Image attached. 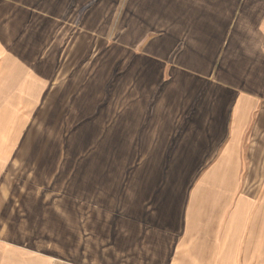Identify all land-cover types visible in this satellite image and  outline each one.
Wrapping results in <instances>:
<instances>
[{
  "label": "crops",
  "instance_id": "crops-1",
  "mask_svg": "<svg viewBox=\"0 0 264 264\" xmlns=\"http://www.w3.org/2000/svg\"><path fill=\"white\" fill-rule=\"evenodd\" d=\"M118 1L0 0V101L12 95L1 97L11 77L19 79L13 90L29 85L31 79L40 84L31 112L33 126L17 146L19 156H32L23 149L36 145L38 125L58 129L67 115L76 122L73 128L83 130L73 140L78 148H87L79 156L83 169L101 171L97 167L100 153H111L114 144V150L120 148L130 135L137 141L136 149H143L144 154L147 150L152 164L163 165L156 168L157 183L162 184L163 171L175 163L167 158L170 147L187 154L183 164L192 159L197 163L199 153L229 140L241 97L259 93L254 84L256 61L248 58L244 48L264 47V14L259 15L264 0H165L160 12L162 4L158 8L153 3L157 0H150L147 10L136 6L132 24L126 23V14L119 20ZM224 13L233 16L223 19ZM253 14L257 24L252 23L250 29L240 27L241 18ZM259 53L263 58L264 51ZM261 65L264 69V62ZM259 116L256 129L263 131L264 114ZM113 126L125 129L116 131ZM88 144L92 145L90 157ZM134 182L136 188L149 186L142 179ZM163 226L150 227L148 242L156 251H165H158L159 257L172 264L175 243L165 237L192 230L181 221L175 227ZM5 244L0 241V264H18V260L21 264V256L14 261L15 254L8 253L11 248ZM198 244L202 242L186 241L187 257L192 245ZM198 248H204L206 256L211 252L208 245ZM41 257L33 254L27 259H32L30 264H42ZM192 257L199 256L193 253ZM55 264L78 263L59 260Z\"/></svg>",
  "mask_w": 264,
  "mask_h": 264
},
{
  "label": "rangeland",
  "instance_id": "rangeland-1",
  "mask_svg": "<svg viewBox=\"0 0 264 264\" xmlns=\"http://www.w3.org/2000/svg\"><path fill=\"white\" fill-rule=\"evenodd\" d=\"M149 1H118L119 20L126 14V23L132 24L136 6L147 10ZM176 1L180 0H167ZM154 2L158 8L162 4L159 12L165 8V0ZM230 8L233 13L234 8ZM232 16L224 13L223 19ZM253 17L243 16L240 27L250 29L252 23L257 24ZM255 48L258 54L253 55ZM244 50L250 60L256 61L254 84L259 93L241 97L229 140L199 153L197 163L192 159L183 164L187 154L170 147L167 158L175 163H169L163 171V185L156 179V168L163 165L152 164L147 150L144 154L143 149H136L137 141L130 135L120 148L114 150V144L111 153H100L97 167L101 171L83 169L84 161L79 156L87 148L80 149L73 143L83 130L73 128L76 122L67 115L58 129L35 128L36 145L32 150L23 149L31 151L35 164L31 155L19 156L17 146L33 126L31 112L41 87L31 79L29 85L13 90L19 79L11 77L8 91L1 97L10 92L12 95L0 101V241L11 248L7 252L15 254L13 260L21 256V264H30L32 259L27 258L36 254L42 256V264L59 260H75L78 264H167L158 255L165 251H156L147 234L156 224L175 227L181 221L192 231L165 237L175 243L172 264H264V130L256 129L259 113L264 114V57L259 53L264 47ZM113 127L116 131L125 129ZM88 147L86 155L90 157L92 145ZM38 152L42 154L37 156ZM140 179L149 186L136 188L134 181ZM187 240L202 242L192 245L189 257ZM204 245L211 247L208 256L204 248H198ZM193 253L199 257H192ZM236 257L238 261H234Z\"/></svg>",
  "mask_w": 264,
  "mask_h": 264
}]
</instances>
